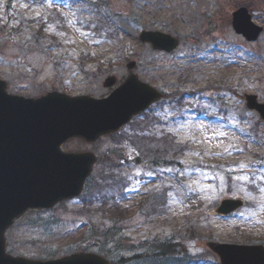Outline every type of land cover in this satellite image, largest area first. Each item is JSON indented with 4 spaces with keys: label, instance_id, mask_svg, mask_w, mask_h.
<instances>
[{
    "label": "rangeland",
    "instance_id": "rangeland-1",
    "mask_svg": "<svg viewBox=\"0 0 264 264\" xmlns=\"http://www.w3.org/2000/svg\"><path fill=\"white\" fill-rule=\"evenodd\" d=\"M68 1L0 0V79L7 92L103 97L127 77L125 62L134 60L136 75L168 96L94 142L71 138L61 146L97 155L93 182L125 181L120 203L128 215L118 236L95 231L101 214L84 211L83 190L52 208L25 211L6 231V251L31 259L88 250L114 262L135 254L147 260L154 240L169 239L180 242L170 259L220 264L207 241L264 244V121L244 99L255 94L264 102V0H77L81 8ZM95 6L114 31L78 26L79 15L98 20ZM239 6L263 27L255 41L230 25ZM55 10L66 25L49 19ZM41 22L47 24L37 34ZM142 30L171 34L178 47L153 49L139 40ZM112 74L115 84L104 86ZM153 148L162 157L158 164ZM113 164L120 167L113 171ZM230 195L247 204L228 217L213 214Z\"/></svg>",
    "mask_w": 264,
    "mask_h": 264
},
{
    "label": "water",
    "instance_id": "water-1",
    "mask_svg": "<svg viewBox=\"0 0 264 264\" xmlns=\"http://www.w3.org/2000/svg\"><path fill=\"white\" fill-rule=\"evenodd\" d=\"M232 27L248 41L262 31L253 24L245 7L233 11ZM139 38L153 48L170 51L176 38L159 31H142ZM128 77L106 97L69 96L49 91L38 97L6 92L0 80V264H110L92 252H74L62 257L37 260L6 251L5 231L27 209L47 208L57 201L77 196L90 174L95 155L90 152H64L61 144L71 137L94 141L113 132L135 114L159 99L161 93L139 80L132 72L135 62L126 64ZM115 81L114 76L104 85ZM256 95H245L246 105L264 119V103ZM243 205L230 196L213 210L227 215ZM219 256L220 264H264V246L206 242Z\"/></svg>",
    "mask_w": 264,
    "mask_h": 264
},
{
    "label": "trees",
    "instance_id": "trees-1",
    "mask_svg": "<svg viewBox=\"0 0 264 264\" xmlns=\"http://www.w3.org/2000/svg\"><path fill=\"white\" fill-rule=\"evenodd\" d=\"M9 1L10 0H8V2ZM68 2L71 7L81 8L80 7L81 4L79 3V6H78L77 0H69ZM81 3L83 2L81 1ZM85 5L94 6L95 4L89 3ZM94 8L96 9L95 11L97 12L96 15L98 16V20H96L97 17L94 15L93 16L91 15L89 19L81 18L79 15V17H77L78 26L83 25V24L87 28H90L92 26V29L95 32H102L103 30H107V32L114 31L112 27H109V21H107V18L105 17L102 11V7L101 9L98 6H95ZM52 15L54 16L56 15L55 18H52L51 15H49V19L51 20L58 19V21H56L58 24L66 22V17L64 16L63 13L56 11ZM84 21H88V22H84ZM46 24L47 23H42V22L39 23L37 34H42L43 26ZM149 139L150 141H152L151 137ZM111 152L114 153V150ZM159 155L160 153L158 149L153 148L151 156L153 158L154 163H158L161 161L162 157ZM114 166H116V164H113L109 168H112ZM124 187H125V182L122 181V179H112V176H108L107 178L101 177L96 182H93L92 179H89L85 183L86 193L83 195L82 201H81L85 204V207H86L84 211L85 212L94 211L93 213L101 214L100 220L97 223L99 225H97L95 231L97 232L98 228L99 229L102 228L103 232H101V234H103L105 238L108 236H114V235L118 236L121 233V227L118 223L121 222L128 215L127 207L122 206L120 204V200H122V198L124 197V189H123ZM249 188L253 192L257 191L255 190L256 186H250ZM95 204L97 206L95 208H92L94 207ZM108 219H110V222L111 221L112 222L108 223L109 221ZM105 223L107 227L103 225ZM84 238L85 237H83V239ZM179 245H180V242H173L169 239L160 240V241L154 240L153 243H151L150 245L152 248L151 249L147 248V251L144 252V254L147 253V260H141V256L139 254H135L126 259L120 258L118 262H112V264H118V263L120 264H125V263H128V264H191L189 260L182 262V260L177 261L176 259H170L172 252ZM50 253H51V250L48 251V254ZM46 257H50V256H46ZM136 261H139V262H136Z\"/></svg>",
    "mask_w": 264,
    "mask_h": 264
},
{
    "label": "snow or ice",
    "instance_id": "snow-or-ice-1",
    "mask_svg": "<svg viewBox=\"0 0 264 264\" xmlns=\"http://www.w3.org/2000/svg\"><path fill=\"white\" fill-rule=\"evenodd\" d=\"M219 135H224V133H218ZM241 167L243 168V167H245V165H241ZM241 179H245V180H247L248 179V177L247 176H244V177H241ZM193 183H198V181H193ZM193 191H195V189H192ZM261 191H264V189H262Z\"/></svg>",
    "mask_w": 264,
    "mask_h": 264
},
{
    "label": "bare ground",
    "instance_id": "bare-ground-1",
    "mask_svg": "<svg viewBox=\"0 0 264 264\" xmlns=\"http://www.w3.org/2000/svg\"><path fill=\"white\" fill-rule=\"evenodd\" d=\"M99 93L95 94L96 96H98Z\"/></svg>",
    "mask_w": 264,
    "mask_h": 264
}]
</instances>
